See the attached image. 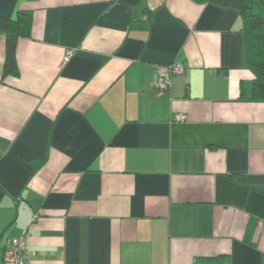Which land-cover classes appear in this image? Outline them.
I'll list each match as a JSON object with an SVG mask.
<instances>
[{
    "label": "crops",
    "instance_id": "1",
    "mask_svg": "<svg viewBox=\"0 0 264 264\" xmlns=\"http://www.w3.org/2000/svg\"><path fill=\"white\" fill-rule=\"evenodd\" d=\"M19 9L17 73L0 31V255L26 231L31 264H264V99L240 12L0 0Z\"/></svg>",
    "mask_w": 264,
    "mask_h": 264
},
{
    "label": "trees",
    "instance_id": "2",
    "mask_svg": "<svg viewBox=\"0 0 264 264\" xmlns=\"http://www.w3.org/2000/svg\"><path fill=\"white\" fill-rule=\"evenodd\" d=\"M209 1L221 6L237 9L242 17L243 58L253 73L251 96L264 99V0H195ZM31 15L26 9H19L13 17L0 15V31L4 34V61L2 74L17 73L15 62V40L27 35ZM227 264V263H197Z\"/></svg>",
    "mask_w": 264,
    "mask_h": 264
},
{
    "label": "built area",
    "instance_id": "3",
    "mask_svg": "<svg viewBox=\"0 0 264 264\" xmlns=\"http://www.w3.org/2000/svg\"><path fill=\"white\" fill-rule=\"evenodd\" d=\"M170 72L180 73L182 71L181 66L169 65ZM158 93L161 92V88L166 87V80L163 77H159ZM174 119L181 120L184 118L182 114H175ZM29 250L27 246V232L23 231L9 239L8 244L2 249L0 255L1 264H31L29 260Z\"/></svg>",
    "mask_w": 264,
    "mask_h": 264
}]
</instances>
